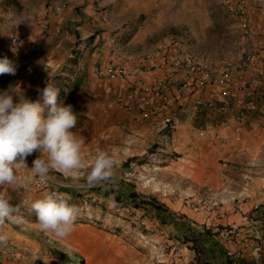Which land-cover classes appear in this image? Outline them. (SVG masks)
<instances>
[{
  "label": "crops",
  "instance_id": "0c3cea01",
  "mask_svg": "<svg viewBox=\"0 0 264 264\" xmlns=\"http://www.w3.org/2000/svg\"><path fill=\"white\" fill-rule=\"evenodd\" d=\"M68 0H0V13L4 17L6 25L0 28V44L7 41L9 33L23 35L26 38L27 49L25 51H1L0 58L7 56L17 65L15 75L4 74L3 77L12 76L10 91L17 92L20 89L25 93L26 97L32 101L39 100L43 103L42 93L35 96L38 88L44 85L52 76L58 75L55 67L44 65V57L46 55L53 60V55L59 51L61 60L65 61V53L71 46L68 41H73L76 35L79 39L94 34L97 30L95 23L92 22L90 16V7H82L85 0L76 1L74 5L55 10V7ZM87 1V0H86ZM104 5L108 6L111 17L106 21L107 29H113L118 25L116 15H137L142 13H151L154 8H161L157 5V0H102ZM78 8L74 9L73 6ZM247 17L249 24L255 31H261L264 40V0H248ZM17 26H14L19 21ZM48 24L47 32L50 36L42 34L43 27ZM61 33L59 34V30ZM140 36H134V41ZM99 39V34L95 35V42ZM108 47L115 52H120L116 46L107 40ZM41 45H48L49 49L45 50ZM81 45V43L79 44ZM89 46L83 49L86 54ZM153 50V49H152ZM35 52L41 57L40 72L36 73L33 69H22L21 64L23 57L28 52ZM138 53L134 48H127L125 57H134ZM264 57V50L262 52ZM130 59V58H129ZM108 58H102V64L108 62ZM213 73H220L222 67H210L205 63ZM56 66V65H55ZM90 73H94L93 62L88 64ZM247 73H251L248 71ZM68 74V73H66ZM168 74V69L164 66L153 69L145 73L148 82ZM14 76V77H13ZM95 79L84 77L79 83L76 90L74 101L76 108L81 110L79 103L84 94L98 96V101H89L86 103V115L88 116V125L75 132L78 137L85 139V146L82 155L87 162L94 161L95 156L100 151H105L118 160H125L133 156H138L146 152L149 146L157 142L166 144L167 151L175 152L176 160L164 159L165 171L169 174L180 175L189 181L193 190V200H216L221 205L233 210L241 200L243 194L244 181L241 179L242 162L244 157H248L254 152V127L262 123L261 136H264V116L251 115L243 124L241 130L235 133L232 130L230 115L233 110H237L241 101L250 96V91L239 92L235 87L229 86V102L231 109L226 112H217L214 109L192 108L184 110L175 130L170 131L164 127V118L167 111L163 108L153 110L152 106L160 102L155 97H145L142 95H128L125 85L118 82L111 85H102L95 75ZM218 87H211L206 90L207 98L217 95ZM105 99V100H103ZM66 102L58 99V104ZM183 103L186 102L182 100ZM228 132L229 138L222 144H218L214 140L212 131ZM165 150V149H164ZM37 157L41 154L34 152ZM162 155L161 153H157ZM164 156V155H162ZM27 169L19 171L18 175L22 178L23 183L20 185L6 186L2 191H6L10 199L16 200L14 206L20 208L25 221L29 223H20L13 225L11 236L21 238L29 237L41 230L35 213L30 210V196L35 195L33 189H30V182L33 179L31 168L33 163L26 157ZM53 175L49 177L61 194L72 195L77 188H87V184L80 183L78 179L73 180L71 177L62 176L53 171ZM55 175V176H54ZM238 200V201H236ZM32 203V202H31ZM248 204V203H247ZM190 205V204H189ZM185 205V207H190ZM194 205V204H193ZM233 207V208H231ZM167 209L165 205L158 208V213L164 220L168 235L172 242L184 255L180 259L186 262L189 258L195 256L194 250L188 248L189 239L193 234L199 236L202 247V258L209 264H240L233 261L231 256H227L226 248L232 249L243 245L242 230L239 229L238 237L235 240H227V233L221 230L220 234H205L198 222V216L201 212H195L194 209ZM227 210L225 217L242 221L244 216L242 211L232 212ZM202 211V210H200ZM196 216V217H195ZM225 218V220L227 219ZM222 221V219H221ZM222 224V223H221ZM25 231V232H23ZM30 233V234H29ZM72 235L65 237L70 239L73 236L75 241H81L82 245L88 252L93 254L97 264H113L117 255L123 258V264L128 263V257L123 254L120 248V242L117 241L113 233L97 229L91 225L84 227L82 224H75ZM230 237H233L230 236ZM60 238V239H65ZM22 246L20 240L15 241ZM19 251L20 248L16 247ZM193 251V255L191 252ZM231 251V250H229ZM108 254L111 259H107ZM245 255V263L252 264L256 255L254 252H248ZM192 256V257H191Z\"/></svg>",
  "mask_w": 264,
  "mask_h": 264
},
{
  "label": "rangeland",
  "instance_id": "374dc122",
  "mask_svg": "<svg viewBox=\"0 0 264 264\" xmlns=\"http://www.w3.org/2000/svg\"><path fill=\"white\" fill-rule=\"evenodd\" d=\"M80 1V0H78ZM247 6H248V0ZM98 6L104 11L105 17L96 20L95 12L92 9V1L85 0L81 8L90 7V16L97 30L94 34L79 39V35L74 37L73 41H68L71 46L65 53V61L61 60V53L57 51L53 55L51 61L49 57L43 55L44 65L55 67L56 73L62 76L65 81L77 84L84 77L93 78L94 73H90L88 64H102V58H108L111 54H117L126 59H133L148 55L155 51L159 44L171 39H179L184 42L189 51L194 53L201 61L207 63L210 67H222L227 59L234 58L241 53L250 44L253 34L251 30L244 27V23H250L247 17V11L244 15H237L234 9L237 6V0H157V6L151 13H142L137 15H116L117 26L113 29H107L105 23L110 19L111 13L107 5L98 0ZM74 5V4H71ZM68 7V6H67ZM77 9L78 6H73ZM48 24L43 27L42 34L50 36L47 32ZM59 30V34L61 33ZM140 36L134 41V36ZM99 34V39L95 42V35ZM14 35L9 33L7 41L0 44L1 51H25V43L21 47H12L9 45L10 37ZM107 40H111L120 52H115L108 47ZM81 43V45H79ZM45 50L49 49L48 45H41ZM89 46L86 54L83 49ZM127 48H134L138 53L134 57H125ZM153 49V50H152ZM39 54L31 51L23 57L21 64L22 69H33L36 73L40 72ZM56 65V66H55ZM68 73V74H66ZM14 77V76H13ZM96 80V79H95ZM97 80L105 86L112 83L125 85L128 95L132 97L137 93L131 94L127 84L120 81ZM12 82V76H0V92L9 90ZM54 86L58 81H51ZM77 86V87H78ZM56 87V86H55ZM77 90V88H76ZM76 90L73 94L68 93L66 102L62 105H70L74 113L78 116L77 125L72 130L74 133L80 131L88 125V116L86 115L85 105L89 101H98L96 95L84 94L79 107H75L74 98ZM139 95V94H138ZM105 100V99H103ZM264 116V115H261ZM178 119L181 115H177ZM262 123L254 127V152L248 157L243 158L242 174L243 194L241 200L233 210L221 205L222 210L227 214V210L233 213L242 211L244 218L242 221L228 220L223 217L222 221L216 217L215 222L220 223L215 231L207 230L204 227L208 210L203 208L194 210V213L201 212L198 216L199 225L205 234H220L221 230L227 233V240H235L238 237L239 229L242 230L241 246L232 249V253L239 252L240 255L231 256L232 260L240 264L245 263V255L248 252L255 253V259L252 264H264V136H261ZM165 149V150H164ZM166 144L152 143L148 150L141 155L133 156L125 160H118L119 164L115 168V176L112 183L101 184L97 186H89L86 182V170L79 173L78 181L87 184V188H77L72 195L61 194L71 205H75L79 209L78 217L75 224H82L84 227L93 226L116 236V240L120 242V248L123 254L128 257L127 264H162L170 257L171 250L182 253L175 244L169 242L171 237L168 235L163 226V219L158 213V205H165L167 209H194V205L199 200L193 196V190L188 180L180 175L168 174L165 171V162L168 159L176 160L175 152L170 153L166 150ZM161 153L162 155H158ZM33 163L37 159L35 153L27 156ZM131 159V161H129ZM89 168L92 161L87 162ZM62 176L70 177L59 171H55ZM53 175V171L50 172ZM55 176V175H54ZM34 177L30 182V189H33L35 195L30 196L31 202L36 199H42L45 196L33 184ZM97 196V200H92L91 196ZM238 201V200H236ZM12 204L16 203L13 198L10 199ZM123 203H132L141 205L147 209V212L156 216L161 225L159 229L150 226H144L133 218L124 215L118 209ZM248 203V204H247ZM190 204V205H189ZM194 204V205H193ZM189 205L190 207H185ZM233 208V207H231ZM196 217V216H195ZM225 218H227L225 220ZM24 217V222H25ZM27 224V222H25ZM222 223V224H221ZM16 228L11 222H5L0 231L6 233L9 237L6 246H0V264H97L93 258V254L87 251L81 241H75L73 236L70 239H60L51 233L38 230L36 234L27 237L17 238L11 236L12 228ZM234 229V232H230ZM25 232V231H23ZM30 234V233H29ZM73 233H71L72 235ZM233 237H230L232 236ZM20 240L22 246L15 241ZM190 243L187 245L189 249L194 250L195 256L186 262L180 259L184 258L181 254L177 260V264H209L202 258V247L199 236L193 234L191 238L186 239ZM16 247L20 250L17 251ZM201 250V251H200ZM200 251V252H199ZM193 251L191 255L194 254ZM110 255L108 254V257ZM192 257V256H191ZM107 259H111L110 257ZM113 264H123V258L117 255Z\"/></svg>",
  "mask_w": 264,
  "mask_h": 264
},
{
  "label": "built area",
  "instance_id": "2783aa9c",
  "mask_svg": "<svg viewBox=\"0 0 264 264\" xmlns=\"http://www.w3.org/2000/svg\"><path fill=\"white\" fill-rule=\"evenodd\" d=\"M77 0H68L55 7V10L65 8ZM92 1L96 20L105 17V13L98 6V0ZM247 11V1L237 0V6L234 12L237 15H244ZM6 22L0 13V28L5 27ZM244 27L251 30L253 34L250 44L234 58L227 59L221 68L220 73L213 71L201 61L194 53L189 51L184 42L171 38L161 44L154 52L126 59L117 54L108 56V62L94 65V75L100 80L120 81L127 84L131 94L137 93L145 97L155 96L160 102L152 106L153 110L163 108L167 111L164 118V127L173 131L178 124L177 115L184 113V110L192 108L214 109L217 112H226L231 109L229 102V86L235 87L239 92L250 91V96L244 98L238 109L233 110L230 119L232 130L237 133L241 130L243 124L251 115H264V40L261 31H255L248 23ZM25 43L22 35H12L9 45L12 47H21ZM168 69L166 76L158 77L150 82L145 78V73L161 68ZM251 71V73H247ZM211 87H218L215 97L207 98L206 90ZM186 102L183 103L182 100ZM182 112V113H181ZM214 140L222 144L229 138L228 132L212 131ZM34 186L42 192L44 196L57 194L60 192L54 187L50 177L47 182H39L37 177L33 180ZM92 200H97V196H91ZM196 210L207 209L206 221L204 227L207 230L215 231L220 223H216V217L222 219L225 212L221 208L220 201L201 199L194 205ZM121 213L138 221L144 226H150L159 229L161 223L156 216L147 212V209L141 205L132 203H123L118 208ZM234 232V229H230ZM171 250L170 257L162 264H177L181 254L178 251ZM228 255L239 256V252L232 253L227 251Z\"/></svg>",
  "mask_w": 264,
  "mask_h": 264
},
{
  "label": "clouds",
  "instance_id": "9594fccd",
  "mask_svg": "<svg viewBox=\"0 0 264 264\" xmlns=\"http://www.w3.org/2000/svg\"><path fill=\"white\" fill-rule=\"evenodd\" d=\"M12 50L15 52V48ZM16 71L12 60L7 56L0 58V75H15ZM37 90L42 93V104L27 98L21 89L0 92V189L23 183L18 173L27 169L26 157L34 152L41 155L30 170L41 183L47 182L52 171L76 180L82 170L87 171L85 179L89 186L112 183L119 161L100 151L89 168L82 155L85 139L72 131L78 120L72 107L57 103L59 89L49 80L46 87ZM30 210L40 229L57 238L71 235L79 213L75 205L57 194L36 199ZM6 221L20 224L24 217L20 208L10 202L7 192L0 190V228ZM8 240V235L0 231V246H6Z\"/></svg>",
  "mask_w": 264,
  "mask_h": 264
},
{
  "label": "trees",
  "instance_id": "16d2710c",
  "mask_svg": "<svg viewBox=\"0 0 264 264\" xmlns=\"http://www.w3.org/2000/svg\"><path fill=\"white\" fill-rule=\"evenodd\" d=\"M62 78H63L62 76L55 75V76H52V78H50V80H49V82L56 81V80L58 81V83H56L55 86H56V88L59 89L58 99H60V100L65 99L66 96L68 95V93L73 94L75 92L77 86H78L77 84L67 82ZM47 82L38 89L42 90L44 87H46ZM40 94H41V92L37 90L35 93V96L40 95ZM129 161H131V159H129ZM159 207H161V206L158 205V208Z\"/></svg>",
  "mask_w": 264,
  "mask_h": 264
},
{
  "label": "bare ground",
  "instance_id": "6f19581e",
  "mask_svg": "<svg viewBox=\"0 0 264 264\" xmlns=\"http://www.w3.org/2000/svg\"><path fill=\"white\" fill-rule=\"evenodd\" d=\"M25 222H27V221H25ZM27 223H29V222H27Z\"/></svg>",
  "mask_w": 264,
  "mask_h": 264
}]
</instances>
